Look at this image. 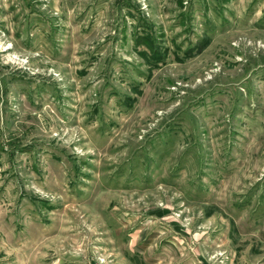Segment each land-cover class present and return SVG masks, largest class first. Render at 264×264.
I'll return each instance as SVG.
<instances>
[{"label":"rangeland","instance_id":"obj_1","mask_svg":"<svg viewBox=\"0 0 264 264\" xmlns=\"http://www.w3.org/2000/svg\"><path fill=\"white\" fill-rule=\"evenodd\" d=\"M0 264H264V0H0Z\"/></svg>","mask_w":264,"mask_h":264}]
</instances>
